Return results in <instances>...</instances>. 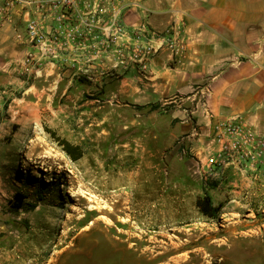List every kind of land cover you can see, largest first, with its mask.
Here are the masks:
<instances>
[{"label": "rangeland", "instance_id": "rangeland-1", "mask_svg": "<svg viewBox=\"0 0 264 264\" xmlns=\"http://www.w3.org/2000/svg\"><path fill=\"white\" fill-rule=\"evenodd\" d=\"M87 51L0 88V264H264V177L256 194L205 185L182 144L174 160L136 151L135 115L88 88L110 78L89 80ZM204 194L216 218L198 211Z\"/></svg>", "mask_w": 264, "mask_h": 264}, {"label": "crops", "instance_id": "crops-1", "mask_svg": "<svg viewBox=\"0 0 264 264\" xmlns=\"http://www.w3.org/2000/svg\"><path fill=\"white\" fill-rule=\"evenodd\" d=\"M122 2L128 27L163 33L181 24L184 41L178 58L163 49L146 68L121 71L102 90L88 87L98 97L116 98L123 112L135 115L129 127L141 133L136 151L149 153L152 161L163 153L174 160L182 144L189 160L206 161L218 149L213 128L235 117L251 133L264 137V0ZM29 52L32 48L15 40L12 24L0 27V88L20 75H32L25 65ZM43 67L40 75L53 74L54 64ZM226 178L228 185L251 186L253 194L260 191L258 181L250 183L234 169Z\"/></svg>", "mask_w": 264, "mask_h": 264}, {"label": "built area", "instance_id": "built-area-1", "mask_svg": "<svg viewBox=\"0 0 264 264\" xmlns=\"http://www.w3.org/2000/svg\"><path fill=\"white\" fill-rule=\"evenodd\" d=\"M124 9L122 0H0V27L12 24L15 40L32 48L25 65L33 75L45 63L76 66L84 50H89L84 57L89 65L82 71L91 72L88 78L95 83L136 66L144 69L163 49L173 59L180 56L181 24L163 33L130 28ZM212 141L218 149L199 172L205 185L223 182L229 169L249 182L264 177V137L251 133L239 117L216 124Z\"/></svg>", "mask_w": 264, "mask_h": 264}, {"label": "trees", "instance_id": "trees-1", "mask_svg": "<svg viewBox=\"0 0 264 264\" xmlns=\"http://www.w3.org/2000/svg\"><path fill=\"white\" fill-rule=\"evenodd\" d=\"M65 145V151L73 157L74 160H77L81 157V150L79 147H73L67 142L63 141ZM24 197L21 194H16L14 200L17 201L13 205L15 209H22ZM196 207L202 216L207 218H216L219 209L213 206L210 196L204 194L202 197H198L195 201ZM30 209H34V205H29Z\"/></svg>", "mask_w": 264, "mask_h": 264}, {"label": "bare ground", "instance_id": "bare-ground-1", "mask_svg": "<svg viewBox=\"0 0 264 264\" xmlns=\"http://www.w3.org/2000/svg\"><path fill=\"white\" fill-rule=\"evenodd\" d=\"M138 175V174H137ZM131 179V178H130ZM129 185V184H128ZM126 193V192H125ZM125 193H123V194H125ZM120 194H122V193H120ZM122 194V195H123ZM114 195V194H113ZM127 195V194H126ZM121 196V195H120ZM110 198V197H109ZM118 198V197H117ZM120 198V197H119ZM93 211V210H92ZM92 211H90V213L92 212ZM92 214V213H91ZM84 220L85 219H83V222H84ZM92 223V222H91ZM97 227V224L95 223V222H93L92 223V228H96ZM184 242V241H183ZM180 243V242H179ZM188 243V242H187ZM180 244H182V243H180ZM185 244V243H184ZM201 244V243H200ZM224 244V243H223ZM179 245V244H178ZM167 246V245H166ZM172 247V246H171ZM222 247H224V245H221L219 248H222ZM170 249V248H169ZM175 249H179V248H175ZM170 251V250H169ZM173 251V250H172ZM175 252V251H174ZM198 252V251H197ZM166 254V253H165Z\"/></svg>", "mask_w": 264, "mask_h": 264}]
</instances>
